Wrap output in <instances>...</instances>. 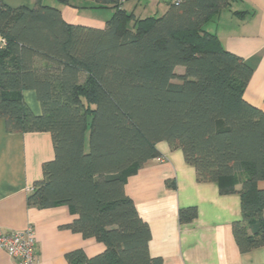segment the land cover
I'll return each mask as SVG.
<instances>
[{
  "label": "trees",
  "instance_id": "16d2710c",
  "mask_svg": "<svg viewBox=\"0 0 264 264\" xmlns=\"http://www.w3.org/2000/svg\"><path fill=\"white\" fill-rule=\"evenodd\" d=\"M94 1L114 9L103 27L70 23L56 6L0 0V119L9 132H50L55 149L28 205H68L77 218L64 227L105 245L94 256L68 252L69 264H163L126 181L166 141L199 182L240 194V251L263 247L264 110L245 98L254 68L204 29L233 0L172 1L145 17L124 0ZM197 216L196 207L179 211L182 223Z\"/></svg>",
  "mask_w": 264,
  "mask_h": 264
},
{
  "label": "crops",
  "instance_id": "0c3cea01",
  "mask_svg": "<svg viewBox=\"0 0 264 264\" xmlns=\"http://www.w3.org/2000/svg\"><path fill=\"white\" fill-rule=\"evenodd\" d=\"M12 7L37 3L59 7L66 21L103 27L114 9L92 7L94 0H4ZM173 0H124L122 6L136 16L162 15ZM99 12L101 18H86L84 12ZM223 46L243 57L254 68L245 98L264 110V0H233L204 25ZM35 114L42 113L34 90L23 93ZM159 157L147 161L126 181V191L140 216L152 231L150 252L163 264H264V246L242 253L233 233L241 218L239 193L223 194L216 182H199L196 169L185 160L180 148L157 144ZM55 149L50 132H9L0 119V236L23 231L32 225L37 233L38 264H69L66 254L84 249L89 256L105 245L84 238L64 226L77 218L68 205L39 209L28 205L36 180L43 177V163L53 159ZM264 188V182L260 183ZM242 183L237 185L240 189ZM196 207L198 216L182 223L181 208ZM0 264H17L16 258L0 247Z\"/></svg>",
  "mask_w": 264,
  "mask_h": 264
},
{
  "label": "built area",
  "instance_id": "2783aa9c",
  "mask_svg": "<svg viewBox=\"0 0 264 264\" xmlns=\"http://www.w3.org/2000/svg\"><path fill=\"white\" fill-rule=\"evenodd\" d=\"M159 160L163 161V158L159 157ZM0 247L16 258L17 264H38L39 262L37 233L32 225L23 231L2 233L0 236Z\"/></svg>",
  "mask_w": 264,
  "mask_h": 264
},
{
  "label": "rangeland",
  "instance_id": "374dc122",
  "mask_svg": "<svg viewBox=\"0 0 264 264\" xmlns=\"http://www.w3.org/2000/svg\"><path fill=\"white\" fill-rule=\"evenodd\" d=\"M99 12H91V11H87L84 12L83 14H80L83 17L86 18H101V14H98ZM178 72H184V68L183 67H178ZM177 82V81H176Z\"/></svg>",
  "mask_w": 264,
  "mask_h": 264
}]
</instances>
